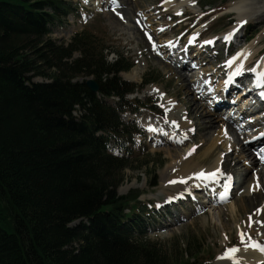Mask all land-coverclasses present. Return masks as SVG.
I'll return each instance as SVG.
<instances>
[{
  "label": "trees",
  "instance_id": "trees-1",
  "mask_svg": "<svg viewBox=\"0 0 264 264\" xmlns=\"http://www.w3.org/2000/svg\"><path fill=\"white\" fill-rule=\"evenodd\" d=\"M66 6L0 0V264H197L194 235L170 261L163 245L134 238L140 193L117 192L131 160L117 142L135 135L119 114L142 107L126 98L133 88L120 77L133 62L124 54L106 61L110 47L89 29L66 46L48 39ZM81 74L98 82V93L73 82ZM99 131L116 139V153Z\"/></svg>",
  "mask_w": 264,
  "mask_h": 264
},
{
  "label": "rangeland",
  "instance_id": "rangeland-1",
  "mask_svg": "<svg viewBox=\"0 0 264 264\" xmlns=\"http://www.w3.org/2000/svg\"><path fill=\"white\" fill-rule=\"evenodd\" d=\"M63 1L72 4V11L65 17V22L50 27L48 39L66 46L75 33L89 29L110 47L111 51H106V61L114 62L118 54H124L134 63L132 69L121 73L120 77L133 88L132 92L127 93L126 98L138 99L143 108L138 113L134 111L120 113V119L127 130H139L141 134L136 137L135 146L133 144L132 147L134 157L123 170L124 181L117 188L118 194L127 195L138 191L141 194L138 200L150 202L152 205L156 201L164 203V197L177 196L184 188L197 189L200 192L199 197H205V194L208 196L204 199L206 204L200 200L192 202L194 210L182 205L188 215L181 216L180 221L172 224L164 225L166 222L163 224L161 220L164 217L149 208L151 210L149 214L143 215L147 224L145 236L163 245L168 260L170 258L173 260L175 256L180 255L181 249L187 248L188 238L194 235L201 244L198 255L194 257V261L198 258L197 264H230L229 261L218 257L222 256L226 248L240 244L238 233L241 230L255 241L264 240V211L257 213V209L264 206V198L253 204L246 200L258 188L264 189V164L256 161L252 151L258 148L242 152L243 132H232L233 127L228 126L224 119L214 117L213 110L204 104L206 100L212 99L207 96L208 86L221 81L216 78L223 69L216 70L222 66L220 62H225L242 52H246L247 57L243 55L238 57L234 66L239 62L245 66L249 61H257L258 64L264 61V0H243L247 3L250 13L243 23L247 26L238 23L243 19L233 9L234 3L238 0H120V4L114 7H107L108 0ZM45 11L55 12L52 7H46ZM224 32L232 33L227 40L231 43L225 41L226 34L222 35ZM199 33L200 38L211 37L213 41L218 39L217 47H201L198 42H194L189 46L190 51L185 57L188 68L183 72L179 71L168 59L167 52L173 49L179 52L194 34ZM178 54H174V59L178 58ZM78 56V52L73 53L72 60ZM134 68L138 74L140 72L138 79L132 78L136 72ZM153 77L157 78V81L145 82L146 79ZM92 79L91 76L81 74L74 78L73 82L87 84L88 80ZM34 80L49 81L40 76ZM186 91L189 96L183 100L180 95H187ZM119 100V97H111L107 99V104L117 108ZM193 102L205 107V111L201 108L202 112L212 111L209 116L215 122L209 131L211 134L209 132V135L203 132L202 134L201 123L190 115V106ZM79 110L78 107L75 114L79 115ZM252 115L250 116L253 119L261 114L256 117ZM258 125L259 129L264 130V122ZM149 126L163 129L165 138L168 135L172 136V133L174 136L177 135L175 137L179 143L161 140L158 134L149 130ZM222 131L226 136H223ZM246 131L250 132L251 128ZM130 136L134 141V136ZM214 138L222 140L221 148L210 151L209 145ZM113 141L116 139L110 141L112 150L115 148ZM123 141L126 139H119V144L123 145ZM203 142L205 144L202 145ZM207 150L209 153L204 154ZM229 153L233 154L238 167H234L231 159L230 163H224ZM188 155L193 158L194 170L206 171L210 167L220 169L224 165L228 172H234L239 186L233 195L215 204L213 191L220 190L219 184L215 182L210 183L213 191L207 189L205 186L207 184H202L203 182L197 184L192 178L191 180L182 177L174 180L184 179L188 181L187 183L181 181L169 183L170 179L166 178V175L170 174L168 171L176 169L177 164ZM241 173L245 175V179L240 182ZM153 181L155 184L151 185ZM176 211L182 214V209ZM80 223L81 221H78L76 225ZM240 247L237 256L241 264L254 262L261 253L252 248Z\"/></svg>",
  "mask_w": 264,
  "mask_h": 264
},
{
  "label": "bare ground",
  "instance_id": "bare-ground-1",
  "mask_svg": "<svg viewBox=\"0 0 264 264\" xmlns=\"http://www.w3.org/2000/svg\"><path fill=\"white\" fill-rule=\"evenodd\" d=\"M118 2H120V0H113V4L114 5H117L118 4ZM250 2V1H249ZM246 4L247 3H245V2H243V0H238V1H236V3H234V5H233V9H235L236 10V12L239 14V16H240V18L241 19H243V21H246L247 20V18L250 16V13H249V11H248V7L246 6ZM114 5H112V6H114ZM249 20V19H248ZM157 45V44H156ZM243 59V58H242ZM241 61V60H240ZM241 62H239L238 64H235V66H234V63L230 66L231 67V69H233V74H236V72H237V67H238V65L240 64ZM246 66V65H245ZM244 66V67H245ZM171 67V66H170ZM221 67H225V66H221ZM221 67H218L216 70H219ZM137 69V68H136ZM134 70H135V68H134ZM136 72H135V74H134V77H132V78H136V79H138L139 78V76H140V72H139V74H138V71L137 70H135ZM217 79H221V78H217ZM178 85V84H177ZM179 85H180V83H179ZM214 85V84H213ZM212 85V86H213ZM210 86V85H209ZM211 86V88H213ZM182 89V88H181ZM191 89V88H190ZM216 89V88H215ZM188 90V89H187ZM227 90H228V94L230 95V87L229 88H226V92H227ZM221 91V90H220ZM223 91V90H222ZM233 91V90H232ZM181 93V92H180ZM185 93V92H184ZM208 93H210V94H214V96L215 97H218L219 95H217L216 94V92L214 91L213 92V90H209V92ZM186 94L187 95H184L183 96V94L182 95H180L181 97H182V99L184 100L187 96H189V94H188V91H186ZM222 98H219L218 97V99H225V97L227 98V96H226V94H222V95H220ZM239 96H241V95H239ZM197 100V99H196ZM222 100V101H223ZM191 101V100H190ZM212 106V105H211ZM241 108H243V109H245L246 107L244 106V104L243 105H241L240 106ZM201 108H203V106H199L198 104H197V102H193V104H191V106H190V111H191V114L190 115H193L194 116V120H196V121H199V123H201L200 125H201V128H200V130H201V133L203 132L204 134L205 133H207L208 135H209V131L210 130H212V126H214L213 124H214V119H212L209 115H211L212 113V111H208L209 113H207V111L206 112H202L203 110L201 109ZM211 108V107H210ZM204 109V111L206 110L205 109V107L203 108ZM202 110V111H201ZM207 115V116H206ZM210 117V118H209ZM215 117V116H214ZM221 116L220 115H218V116H216V118H220ZM249 117H251V116H249ZM202 118H204V119H202ZM222 118V117H221ZM252 119V118H251ZM203 122H202V121ZM224 125V124H223ZM211 128V129H210ZM156 129H158V131H153L155 134L156 133H158V134H160L161 133V129H159V128H156ZM209 132V133H208ZM167 133H170V132H167ZM202 133V134H203ZM173 134V133H172ZM211 134V133H210ZM222 134H223V131H222ZM187 135H189L190 136V134H188L187 133ZM177 136V135H176ZM202 136V135H201ZM223 136H226V134H223ZM223 136H221V137H223ZM171 137V140H173V141H175V138H172L173 136H170ZM220 138V137H219ZM177 139V138H176ZM208 139V138H207ZM246 139V137H244L243 138V141ZM222 140L221 139H217V138H214L213 140H212V143H210V145H209V147L211 148L210 149V151H212V150H215V149H217V148H221L220 147V142H221ZM203 144H205V142H203L202 143V145ZM201 148V147H200ZM251 147H250V145L249 144H245V145H243L242 146V148H241V151L242 152H249V149H250ZM206 153H209V150H207V152H205L204 154H206ZM232 153V152H231ZM231 153H229V155H228V158H227V160H225L224 161V163H230V159H231V161L233 160V162H231V163H233L234 164V167L236 168V167H238V165H237V162H236V160H235V158H233V154H231ZM192 155V154H191ZM191 155H188V156H186L185 158H183L178 164H177V168L176 169H174V170H170V171H168V172H170V174L168 175H166L167 177V179H170V181L171 180H175V179H177V178H182V177H185V178H192V179H194L195 181H197V184L198 183H201V182H203V183H206V182H211V181H214V180H210V181H208V180H202V179H200V178H198V177H196L195 175H194V173H197V172H200L202 169H198V170H194L193 169V165H192V161H193V158H192V156ZM205 156V155H204ZM230 157V158H229ZM236 157H238V156H236ZM226 165V164H225ZM230 165V164H229ZM224 166V165H223ZM232 167V166H231ZM207 169H209V170H203V171H205L206 173L207 172H212V171H214L215 170V167H210V168H207ZM228 169V168H227ZM167 172V173H168ZM236 172V171H235ZM220 175H218L217 177H221L222 176V172L220 171ZM238 174V173H237ZM191 179V180H192ZM238 179V178H237ZM237 179H236V182H237ZM245 179V175L243 174V173H241L240 174V182L241 181H243ZM177 181H181V182H186L187 180H184V179H179V180H176V182ZM202 183V184H203ZM228 188V187H227ZM226 191V190H225ZM218 195H219V193H218ZM263 195H264V189H261V188H258L257 189V191H255L254 193H252V195H250V196H248L247 198H246V200H247V202L249 203V204H253V203H256V202H259V201H261V199L262 198H264L263 197ZM243 199V198H242Z\"/></svg>",
  "mask_w": 264,
  "mask_h": 264
},
{
  "label": "snow or ice",
  "instance_id": "snow-or-ice-1",
  "mask_svg": "<svg viewBox=\"0 0 264 264\" xmlns=\"http://www.w3.org/2000/svg\"><path fill=\"white\" fill-rule=\"evenodd\" d=\"M117 15H119V13H117ZM245 21L241 20L238 23L239 24H243ZM198 34H194L190 39H189V43H193L195 41V36ZM232 33H228L224 36L225 40H229L231 37ZM204 43H213L212 40H206L204 41ZM241 55H243L245 58L247 57V53L246 52H242V53H237L236 55H234L233 57H231L229 60H227L225 63L228 65H232L233 63H235L237 61V58L240 57ZM244 65L243 63H240L237 67V72L236 74H240V72L244 71ZM249 71H252L254 73H257V78H264V71H259L256 68L250 69ZM173 123H175V121H173ZM149 130L150 131H158V129L153 128L152 126H149ZM190 154V153H189ZM220 169H215L212 172H205L203 170H201L200 172L194 173V175L202 180H215L217 178L218 175H220ZM228 179L230 180L231 177L229 176ZM176 181H169V183H175ZM227 184L225 185V187L227 188ZM257 187L259 186L258 182H257ZM226 199V193H221V200ZM261 211H264V206H262L261 209H257V213H260ZM249 220L251 221V217L249 218ZM249 226H251V223L249 224ZM239 236V241L240 244L239 245H235L231 248H226L224 253L222 254L221 257H218V259H223V260H227L230 262V264H241L240 259L237 256V253L240 252L241 247L243 246L244 249H248V248H252L255 250L260 251L261 253H264V244L253 240L250 236L247 235V233H245L243 230H241L238 233Z\"/></svg>",
  "mask_w": 264,
  "mask_h": 264
},
{
  "label": "water",
  "instance_id": "water-1",
  "mask_svg": "<svg viewBox=\"0 0 264 264\" xmlns=\"http://www.w3.org/2000/svg\"><path fill=\"white\" fill-rule=\"evenodd\" d=\"M87 86L93 91V92H98L99 91V84L96 80H88ZM78 221L74 222L73 224L77 223Z\"/></svg>",
  "mask_w": 264,
  "mask_h": 264
}]
</instances>
